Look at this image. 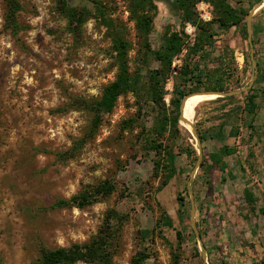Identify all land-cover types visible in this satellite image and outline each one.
Returning a JSON list of instances; mask_svg holds the SVG:
<instances>
[{"label":"rangeland","instance_id":"obj_1","mask_svg":"<svg viewBox=\"0 0 264 264\" xmlns=\"http://www.w3.org/2000/svg\"><path fill=\"white\" fill-rule=\"evenodd\" d=\"M141 1L67 0L66 6L63 0H18L21 9L16 23L11 25L7 21V1L0 0V264H35L43 248L88 243L99 233L108 211L114 209L127 215L114 264H133L139 252L149 255L144 264L256 263L252 255L244 257L235 248L217 244L220 241L216 237L220 235L214 232L215 226L206 227L209 217H203V213L214 208L216 202L207 196L205 188L194 187L201 166L191 181L199 155L191 133L182 130L184 137H192L189 143L197 151L195 161L186 155L180 157L176 176L163 187L162 181L153 177L154 154H147L143 147L145 128L152 127L150 107H145L144 101L133 93H127L95 129V114L79 103L100 100L104 88L116 80L114 41L118 35L130 43L128 66L132 75L145 74L149 66L158 67L152 59L149 65L145 64V43L131 18L130 8L149 10V2ZM156 2L158 9L150 11L154 17L149 38L152 48L158 49L165 34L172 31H183L193 45L197 29L194 37H188L187 24L181 25L170 5L162 0ZM202 2L211 5L213 19L214 7L205 1L196 6L199 19L203 21L199 12ZM250 4L252 9L256 1ZM75 10L82 21L74 18ZM224 40L217 37L215 58ZM230 46L234 65L239 72L247 70L240 84H235L238 75L230 80V91H240L249 86L253 76L248 30L247 35L238 33ZM186 53L172 64L164 97L167 106L174 90V77ZM253 54L258 63L259 57ZM247 55L250 58L246 61ZM218 65L217 61L208 63L211 68ZM257 78L258 72L255 82ZM262 81L260 73L259 89L263 88ZM197 92L201 91L193 93ZM142 107L145 109L140 112ZM229 109L223 103L206 102L197 107L192 122L196 129L207 130L218 124ZM248 122L243 115L235 123L240 136L227 141L237 148V153L226 159L234 171V180L244 170L248 180H257L253 170L243 166L244 156L254 143L249 137ZM180 126L187 130L181 123ZM69 150L74 154L72 158L61 156ZM210 174L211 180H220L217 169ZM108 179L116 185L109 197L83 209L52 208L59 200H69ZM190 190L194 195L197 233L192 225ZM181 197L186 203L184 215L178 212ZM163 212L171 218L173 227L162 224ZM210 221L212 225L213 219ZM204 229L209 232L206 234ZM145 231L149 232L146 236ZM232 241L240 244L235 235Z\"/></svg>","mask_w":264,"mask_h":264},{"label":"trees","instance_id":"obj_2","mask_svg":"<svg viewBox=\"0 0 264 264\" xmlns=\"http://www.w3.org/2000/svg\"><path fill=\"white\" fill-rule=\"evenodd\" d=\"M6 1L8 6L7 21L13 25L16 23V14L21 9V5L18 0ZM147 1L149 2V10H146L145 7L136 6L130 8V12L132 20L136 22L137 32L145 43V64L149 65V60L152 59L158 64V67L149 66L145 74L139 72L132 75L128 66L130 43L118 35L114 41L118 63L116 80L104 88L100 100L93 102L79 100V103L95 114L93 127L96 129L102 122L103 117L114 110L121 96L133 93L140 101H144V106H149L153 113V121L151 128H145L143 147L147 154H154L152 159L153 177L159 178L162 181L161 185L165 187L178 172L177 161L179 158L186 155L193 162L197 154L195 148L189 143V138L192 137L183 136L182 130L187 134L188 131L182 128L179 123L184 98L194 91H230L232 89V86H230L231 78L238 75L235 84H240L242 77L246 74V69L239 72L238 67L234 65V51L230 46V37L224 38V46L216 58L215 53L218 49L217 37L220 35H228L231 32L247 35L246 20L251 11V5L244 8L240 5H232L228 0H175L173 4L167 0H162L170 5L174 16L182 26L188 23L194 25L197 29V35L194 44L191 45L183 31L167 32L160 47L153 49L151 43H149L154 26V17L151 16L150 11L158 9V6L156 0H142L141 3ZM200 1L209 2L213 5L212 22L205 23L199 19L196 6ZM254 1L258 3L261 0ZM63 3L68 6L67 0H63ZM74 18L77 21H82L79 11L75 10ZM253 45H255L254 39ZM184 51H187V53L183 59L181 69L174 77V90L170 105L167 106L164 97L166 95V84L172 76V64L174 59L179 58ZM249 58L250 56L247 55L246 61ZM211 61H217L219 65L211 68L208 66ZM257 64L258 78L252 88L241 96L209 101L211 103H223L225 107L230 106V109L215 126L207 130L197 129L202 142L204 158L201 172L194 182V187L205 188L207 196L213 199L214 202H216L214 184L210 178V171L217 169L222 174V180H226L227 177L233 180L236 179L226 161L228 157L237 153L236 147L227 144L228 138H238L240 136V128L235 123L242 120L243 115L247 116L250 131H255L252 117L259 110L258 99L262 94L264 95V89L257 87L260 78L259 62ZM240 73L242 76L239 75ZM191 98L192 96L189 99ZM145 107H142L140 112ZM129 123H132V120ZM181 140L182 143H179L178 141ZM211 141H216L220 145L217 151L212 152L210 150ZM183 143H187V146L184 147ZM61 156L72 158L74 154L72 150H69ZM115 191V183L108 179L95 187L85 189L69 200H59L52 208L75 207L83 209L97 203L100 199L109 197ZM246 202L252 210H255V199L248 197ZM178 204L179 214L184 215L186 213L185 198H179ZM126 220L127 215L121 214L115 209L110 210L99 233L90 242L73 244L66 248H43L35 264H76L79 262L114 264V253L118 247L121 228ZM160 221L164 226L173 227L171 218L165 212H163ZM204 230L206 234L209 232L207 229ZM148 234V231L144 232V236ZM231 243V240L227 239L224 245L230 247ZM148 258V254L139 252L134 258L133 264H144ZM255 264H264V259Z\"/></svg>","mask_w":264,"mask_h":264},{"label":"crops","instance_id":"obj_3","mask_svg":"<svg viewBox=\"0 0 264 264\" xmlns=\"http://www.w3.org/2000/svg\"><path fill=\"white\" fill-rule=\"evenodd\" d=\"M228 1L232 5H240L244 8L251 5V0ZM252 22L253 39L255 40L253 51L257 53L260 59L258 61L260 73L264 79V4L254 14ZM237 34L233 32L228 35L222 34L220 39L230 37L231 43L235 40ZM260 86L264 89L263 81ZM258 104L259 110L252 117L255 131L249 132V137L254 143L250 146L248 155L244 156L243 161L244 168L247 167L248 171L253 170V178L257 177V180H248L249 176L245 173V170L241 173L238 180H222L221 174L220 180H213L216 206L203 213V217H209V220L205 221L206 227L213 228L215 226L214 232L220 235L216 237L220 241L217 244H225V241L229 239L232 242L231 248L243 253L244 257L254 256L255 262L264 259V98H259ZM229 139L231 138H228L227 141ZM219 146L216 141L210 142V150L212 152L217 151ZM240 152L244 154V151L241 150ZM239 167L241 168V165ZM231 170L233 171V169ZM248 197L256 200L255 210H252L246 202ZM239 204H241V208H238ZM212 219L214 225L210 224ZM234 235L240 241L239 245L232 241Z\"/></svg>","mask_w":264,"mask_h":264},{"label":"water","instance_id":"obj_4","mask_svg":"<svg viewBox=\"0 0 264 264\" xmlns=\"http://www.w3.org/2000/svg\"><path fill=\"white\" fill-rule=\"evenodd\" d=\"M168 2H170L171 4L175 3V0H167ZM264 4V0H262L261 2H259L254 8L253 10H251V12L248 15V19H247V30H248V42L250 44L251 47V51H252V64H253V76L251 79V82L249 84V86H247L246 88H244L243 90L240 91H201V92H197V93H191L190 95H188L187 97L184 98L182 105H181V114L179 117V122L183 125V124H190L192 127V136L196 139L197 144H198V150H199V155H198V161L197 164L193 170L192 173V177H191V181H193V179L196 176V173L198 171V169L200 168L202 161H203V148H202V142L201 139L198 135L197 129L195 128L193 122H189L185 116H184V112H185V106H186V102L187 99L195 94H200V95H207V96H214L216 97L215 99H224V98H229L232 96H238L240 94H242L243 92H247L249 89L252 88V86L254 85L255 79H256V75H257V62L254 59V54H253V39H252V20H253V16L256 13V11H258L262 5ZM214 99V100H215ZM184 126V125H183ZM190 188V186H189ZM190 196L192 199V225L194 227L195 232L197 233V229H196V222H195V216H196V208L194 205V200H193V192L190 190ZM198 239L200 240V237L198 236ZM201 242V241H200Z\"/></svg>","mask_w":264,"mask_h":264},{"label":"bare ground","instance_id":"obj_5","mask_svg":"<svg viewBox=\"0 0 264 264\" xmlns=\"http://www.w3.org/2000/svg\"><path fill=\"white\" fill-rule=\"evenodd\" d=\"M215 98L216 97H214V96L199 95L195 98H192L189 100L187 99L186 106H185V112H184L185 118L191 123L194 116H195V112H196L197 107L200 106L201 104L204 105V103H206V102L208 103L209 101L214 100ZM183 125L189 133H192V127L190 124H183Z\"/></svg>","mask_w":264,"mask_h":264},{"label":"built area","instance_id":"obj_6","mask_svg":"<svg viewBox=\"0 0 264 264\" xmlns=\"http://www.w3.org/2000/svg\"><path fill=\"white\" fill-rule=\"evenodd\" d=\"M211 11H212L211 5L203 3V2L200 3L199 12H200L201 19L203 21L209 22L212 20ZM185 31H186L185 33L188 35V37H194L195 32H196V28L191 24H187Z\"/></svg>","mask_w":264,"mask_h":264}]
</instances>
